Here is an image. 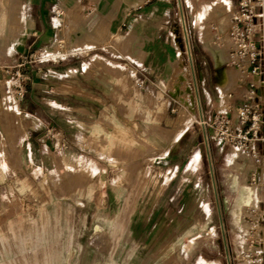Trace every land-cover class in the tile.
<instances>
[{
	"label": "rangeland",
	"instance_id": "1",
	"mask_svg": "<svg viewBox=\"0 0 264 264\" xmlns=\"http://www.w3.org/2000/svg\"><path fill=\"white\" fill-rule=\"evenodd\" d=\"M230 1L229 13V0H181V15L177 0H117L106 8L98 0L87 11L65 15L60 39L36 51L47 60L27 62L24 68L30 75L33 69L42 74L43 65H49L61 75L63 62L91 65L98 84L96 119L82 121L86 134L76 142L77 113L67 111L70 126L60 137L64 157L54 151L49 134V149L38 142L31 162L20 150V121L11 135L10 108L5 97L0 100L5 131L0 130V264H227L226 249L235 264L236 224L247 204L239 205L240 191L242 186L253 189L243 181L241 164L247 162L240 151L221 150L208 138L224 246L201 123L238 102H233L240 89L235 83L243 74L229 60L226 24L238 0ZM90 31L100 40L87 49L78 43L75 47L82 50L74 52L73 41H85ZM17 44L0 52L1 63L15 64L20 54L35 52L17 53ZM211 52L220 68L214 67ZM181 62L199 98L201 118L173 97ZM225 76L220 91L226 87L234 93L230 99L222 92L226 102L221 106L219 86ZM76 163L80 166L70 167Z\"/></svg>",
	"mask_w": 264,
	"mask_h": 264
},
{
	"label": "crops",
	"instance_id": "2",
	"mask_svg": "<svg viewBox=\"0 0 264 264\" xmlns=\"http://www.w3.org/2000/svg\"><path fill=\"white\" fill-rule=\"evenodd\" d=\"M116 1L117 0H100L99 6L105 8L106 6L115 7L114 4ZM97 2L98 0H20L19 4L18 0H0V52L6 53L16 40H18L16 50L17 53L27 52L28 50L37 51L38 47L46 43H50L51 41H57L60 39L61 32L63 30L60 27L65 21V15L69 11L73 13V10H82L84 12L91 9L92 7L97 6ZM22 7L24 9L23 15L25 18V23L22 33L23 35L21 37L20 31L23 21ZM127 7L128 6L126 5L122 10V14L125 13ZM227 7L229 8L230 13L232 9L230 0L229 6ZM256 10L257 12H260L262 9L257 7ZM8 19L10 23L8 22ZM225 19L226 18H224V16L219 18V37L220 32L224 29L225 25L222 24L221 21ZM256 20L259 25H264V17H259ZM99 22L100 21H97V24ZM73 24L74 27H77L75 23ZM226 24L227 26L230 25L228 23ZM203 25H205V22ZM200 28L203 35L201 36V39L203 42L207 43V41L204 40V34L202 32L203 27ZM263 31V27H259L257 33L255 34V40L258 46H262L261 43L259 44L258 32L263 34ZM86 36L87 39L85 41H73L72 46L74 52L82 50L75 47V45L78 43L84 45L83 49H87L95 46L96 42L100 40V38L97 37V34H93L92 31L88 32ZM55 46L57 45H54L53 51H56ZM209 49L210 51L213 49V47L211 48V44ZM55 53L56 52L53 54ZM215 54L220 56L219 52L217 51H215ZM105 62L107 64V61ZM74 63L75 62L72 63V66L66 62L60 64L61 67H66L63 69L64 73L70 71L71 74L62 73L60 75L57 71L50 69L49 65H43L46 70L42 74L34 72L33 69L31 71V79L27 83V92L25 96L19 100L10 98L5 99L4 103L9 105L10 108L8 111H6V116L9 122V131L11 135L12 133L15 134L17 122L20 121L21 127L23 128V137L20 140V150L27 154L26 156L30 158L31 162H33L31 159L33 151H37L38 142L42 141L41 145L43 146L44 150L49 149V145L46 142L48 141L47 139L49 134L52 136L50 139L54 151H57L58 155H62V157H64V151L61 152L64 149V142L60 139V137L61 133L68 131L70 126L67 124L70 123L71 120L69 117H66L67 111L69 112V110H74L77 113L73 117L75 123L73 125L72 131V136L76 142L78 140L77 137H81L82 135L86 134L83 131L85 130V127L82 121L85 119H94L95 121L96 119L94 116H96L95 105L97 104L96 102L98 100L96 96L98 84L93 75L95 70L94 68L90 67L91 65L86 66L87 64L85 65L83 62L76 65ZM213 63L215 68H220L222 66V64L217 65V60H215L214 56ZM108 70L110 72V69ZM106 84L107 82L104 80L105 87ZM226 84L227 78L225 76L223 83L219 86L221 106L225 105L226 100L224 102L222 100V92L220 91V87L225 86ZM235 84L236 87L240 89L237 93H234L231 89L229 90V92L234 93L233 102L237 100V97L241 95L245 88V86L242 87L241 84L238 85V81H236ZM102 87L103 85H100V88ZM229 92H226V98L228 97ZM67 94L70 96H67ZM68 103L75 104L77 107L68 106ZM3 110L4 109H2L0 105V111ZM92 116L94 117L93 119ZM1 119L2 117L0 115V120ZM46 120H48V122H46ZM52 121L56 124V127L54 124L49 126ZM0 130L5 134L1 121ZM53 130L56 131L53 132ZM38 135H41L42 138H36ZM10 138L12 137L10 136ZM11 142L13 143V141ZM60 162L64 164L65 159H60ZM71 166H80V164L76 163L74 165H70V167ZM90 175H92V173H90Z\"/></svg>",
	"mask_w": 264,
	"mask_h": 264
},
{
	"label": "built area",
	"instance_id": "3",
	"mask_svg": "<svg viewBox=\"0 0 264 264\" xmlns=\"http://www.w3.org/2000/svg\"><path fill=\"white\" fill-rule=\"evenodd\" d=\"M257 7L262 10L257 12ZM259 17H264V0L237 2L228 28V38L232 42L229 60L243 74L238 85L246 81V86L235 106L229 105L223 111L201 119L204 129H208V133L205 131L207 142L209 138L221 150L229 147L240 151L247 162V165L241 164V168H246L245 181L249 185H258L259 189L256 202L246 204L239 212L241 224H236L238 233L231 251L235 264H264V48L255 40ZM258 33L260 44L263 34ZM45 56L35 51L29 55L20 54L15 64L0 62V98H23L31 79L25 64L43 62L47 60ZM137 85L142 87L141 82ZM231 95L229 92L228 97Z\"/></svg>",
	"mask_w": 264,
	"mask_h": 264
},
{
	"label": "bare ground",
	"instance_id": "4",
	"mask_svg": "<svg viewBox=\"0 0 264 264\" xmlns=\"http://www.w3.org/2000/svg\"><path fill=\"white\" fill-rule=\"evenodd\" d=\"M2 15H3V13H2ZM8 18H9V16H8ZM8 22L10 23L9 19H8ZM8 28H10V27H8ZM177 43L180 45V41L177 40ZM219 54L221 55V53H219ZM220 63H222V62H220ZM183 65H184L183 62L179 63L180 74L178 75L177 81L174 83L173 88H172L173 89V93H174L173 97H176L180 102L188 105V108H189V111H190L191 114H195L196 110L199 113H201V107H200L199 98L195 97L194 91H193L194 89L189 85L188 75L186 76L185 69H184ZM192 71H194V67L193 66L190 67V72H192ZM226 89H227L226 87H222V92L224 94L226 92L225 91ZM176 144H177V140L174 141V143L171 146H175ZM196 163H199L198 157L196 158ZM243 179H244L243 181L245 182V185L249 186L250 188L253 187V189L249 191V189H247L245 186L241 187L239 205L242 206V204L244 205L245 203L254 204L256 202L257 198H258V185H249L245 181V177H243ZM240 211H241V209H240Z\"/></svg>",
	"mask_w": 264,
	"mask_h": 264
},
{
	"label": "water",
	"instance_id": "5",
	"mask_svg": "<svg viewBox=\"0 0 264 264\" xmlns=\"http://www.w3.org/2000/svg\"><path fill=\"white\" fill-rule=\"evenodd\" d=\"M177 3H178L180 14L183 15L182 6H181V0H177ZM182 23L184 24V20H182ZM200 118H201V113H200ZM202 129H203V138H204V143H205L206 154H207L208 163H209V167H210L212 186H213V190H214V194H215V198H216V203H217V211H218L220 227H221V232H222V239H223L224 246H226L225 234H224V229H223V221H222L221 211H220L218 198H217L216 182H215V178H214V175H213V169H212V165H211L209 146H208V142H207V138H206V133H205L204 127H202ZM226 257H227V264H230L229 253H228L227 249H226Z\"/></svg>",
	"mask_w": 264,
	"mask_h": 264
},
{
	"label": "flooded vegetation",
	"instance_id": "6",
	"mask_svg": "<svg viewBox=\"0 0 264 264\" xmlns=\"http://www.w3.org/2000/svg\"><path fill=\"white\" fill-rule=\"evenodd\" d=\"M247 186V185H246Z\"/></svg>",
	"mask_w": 264,
	"mask_h": 264
}]
</instances>
